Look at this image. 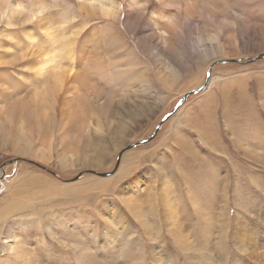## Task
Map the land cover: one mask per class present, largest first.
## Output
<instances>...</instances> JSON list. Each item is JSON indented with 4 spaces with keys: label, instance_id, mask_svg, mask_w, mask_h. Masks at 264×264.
Segmentation results:
<instances>
[{
    "label": "rangeland",
    "instance_id": "1",
    "mask_svg": "<svg viewBox=\"0 0 264 264\" xmlns=\"http://www.w3.org/2000/svg\"><path fill=\"white\" fill-rule=\"evenodd\" d=\"M116 2L106 17L40 0L38 21V1L10 0L0 17V85L13 86H0V104H24L28 140L7 142L10 103L0 264H264L238 238L264 242V0L172 3L182 8L170 36L152 25L157 0ZM54 48L94 87L70 103L43 91L37 121L30 66Z\"/></svg>",
    "mask_w": 264,
    "mask_h": 264
},
{
    "label": "bare ground",
    "instance_id": "2",
    "mask_svg": "<svg viewBox=\"0 0 264 264\" xmlns=\"http://www.w3.org/2000/svg\"><path fill=\"white\" fill-rule=\"evenodd\" d=\"M36 1H38V3L34 7V10L30 13V17L31 18H36V19H38V21H40V20L43 19V16H40V14L42 13L43 7L39 3L40 0H36ZM147 1L148 0H132V5L133 6H137V7L143 9V8H145V3ZM157 1H158V3L159 2L161 3L162 8L158 9V11L153 12V16H151L152 25L155 26L157 28V30H159V33H161V35H168V36H170L169 34L173 30V27L176 25V22L178 20L177 17H179V16H177L175 18L176 12H180L179 10L182 8V7H178V5H176V9H174L175 12H172V11H170V10H172L171 5H173L172 3H177V2L180 3V1H186V0H157ZM9 3H10V0H0V17L6 13V10H7L8 6H9ZM16 5L17 4L15 3L14 4V7H16ZM185 5H186V3H185ZM78 10L80 11L78 13H81L83 15H85V14L86 15H89V14H94L95 13V14H100L102 16H106V17H112V16H115L116 15V13L118 11V8H117V2H116V0H78ZM62 13L63 14H61V15H65L66 14L64 12H62ZM7 15H6V17H7ZM77 15L78 14H76V10H75V16H77ZM173 16H174L175 19H177L176 21L173 19ZM49 24H48V26H46L45 33H48L49 32V36L51 38V34L52 35H55V32L56 31L54 32L53 28L51 26H49ZM176 26L174 28H176ZM47 30H49V31L47 32ZM118 42H119V45L120 46L123 44V42L120 39H118ZM69 45L70 44L67 43V44L63 45L62 47H64V48L61 49V51H64L65 52V56L67 58L68 57H71L70 54H72V50H71V48H70ZM38 49H40V48H38ZM54 49H55L54 52L51 51V49L50 50L42 51L43 54H42V58L40 59L41 61L38 59V63L36 62L37 64L34 65V67H32L33 64H32V66H30V68L33 69L32 70V73L34 75L38 76L41 79L40 80L41 82L38 85L36 84V85H34L32 87V90L34 91V95L32 97V101L34 100L38 105H40L39 108H37L36 110H34V111L32 110L33 111L32 117L35 118V120H37V121H38V119H40L41 117H43L44 115H46L45 114L46 111L44 112V109L42 107V105L44 104L43 101H44V98H45L44 94H46V93H50L49 95L56 94L58 97H61L59 95H62V97H63V95L66 94L65 95L66 96V99L70 103L72 100H74V99L77 98V92H79L82 88H85L88 91V93H90L91 91L89 92V90H91L94 87L92 84H90V82L87 79H84V77L82 75H80L81 73L78 70L75 69V65L72 62L71 63H69L68 61L64 62V61H62L59 58V57H61V56H59V54H60L59 49L58 50H57V48H54ZM129 54H131V52H129ZM61 55L63 56V54H61ZM36 57H38V56H36ZM72 60H73V58H72ZM32 61H34V60H32ZM83 61L84 60L81 59V62H83ZM28 63H26V64H28ZM81 64L84 65L86 63H81ZM28 69H29V67H28ZM31 75L32 74H30V73H28V74H25L24 73L22 78H24V81H31L30 80V76ZM36 79H38V78H36ZM4 81L5 80L3 78V82ZM141 81H146V80H143L142 79ZM16 82H17V80H16ZM44 82H45V85H46L47 89H45V87H43L44 86L43 85ZM18 83H19V81H18ZM1 85H3L4 87H6L7 89H10V91H8L6 93L7 95H10V92H11V90L13 88V86L11 85V82H7V80H6L5 81V84H1ZM16 85H18V84H16ZM43 91H45L46 93L45 92L43 93ZM47 91H49V92H47ZM98 91L99 90L97 89L96 93L99 94L100 92H98ZM88 93H86V94H88ZM86 94H85V96H86ZM78 96H79V93H78ZM104 97H107V93H106V95H104ZM46 98H49V97L46 96ZM61 99H63V98H61ZM15 100H16V97H13L12 100L0 104V129H4L5 127H9V125L11 123H8V124H6V123L9 120V118L11 119V116L10 115H13V113H14V116H15L14 121L16 122V124L14 126L13 132H10V133H7L6 132L8 134V135H6L7 136V142L10 144V142L13 143L14 140H15L17 143L24 142V144L27 145L28 144V140H27V137H26L24 128H23V124L24 123H22L23 121L21 120L22 119L21 118L22 117L21 116V114H22L21 111L24 110V104L23 103H18L19 101H15ZM63 100L66 101L65 99H63ZM55 101H57V100H55ZM14 102H15V104H13V106H14L13 113L11 111H9V110L6 111V109L9 106V104L10 103H14ZM54 102H52V103H54ZM104 103H106V101H103L100 104H104ZM33 104H34V102H33ZM73 105L75 106L74 108L77 109L76 110L77 113H76V111L73 110L74 113L77 114V115H79L80 113L78 114V109L80 107L77 106V104L76 105L73 104ZM35 108L36 107H33L31 109H35ZM83 111L84 110H82V112ZM29 112H30V110H29ZM83 116H85V114ZM37 121H36V123H37ZM15 130H18V132L16 133ZM4 137H5V135H3V134L0 135V138H2L1 139L2 141H4ZM18 145L20 146L21 143H19ZM23 148H25V147H23ZM166 196H167V194H165V197ZM165 209H166V211H168V213L170 215L172 214L171 213V211L173 209L172 208V204H168V206L166 205ZM168 213H166L167 216H168ZM167 218L170 219L169 216ZM27 219H29V218H27ZM50 232H52V228L51 227H50ZM238 238L240 239L239 248L243 249L244 251L250 250L252 253L255 254V256H256V258L258 260H260L261 262H264V242H262V243L261 242H258V241L252 242V241H250V238L249 237L244 242L243 240H244L245 237L242 236L241 232H240V235L238 236ZM122 239L128 241L127 234H124V236H123ZM124 242H126V241H124ZM196 254H197V257H194V260H196V258H198V257L199 258L204 257L203 256L204 254L202 256H201V253H196Z\"/></svg>",
    "mask_w": 264,
    "mask_h": 264
},
{
    "label": "water",
    "instance_id": "3",
    "mask_svg": "<svg viewBox=\"0 0 264 264\" xmlns=\"http://www.w3.org/2000/svg\"><path fill=\"white\" fill-rule=\"evenodd\" d=\"M260 57H262V56H259V58H260ZM209 74H210V71H209V73L207 74L205 86L208 84V81H209ZM203 88H204V85H203L202 87H200V88H197V89H194V90H191V91L187 92V93L183 96L182 100L179 101L178 105L175 107V109L173 110V112L179 108V106L181 105V103L184 102V100L186 99V97H187L189 94L194 93V92H197V91H199V90H202ZM173 112H172V113H173ZM170 115H171V113H169V114L167 115V117L170 116ZM165 119H166V118H165ZM161 123H162V122H160V124L156 127L155 132L157 131V129L159 128V126L161 125ZM139 143H142V142H138V143L132 144L131 146H135V145H137V144H139Z\"/></svg>",
    "mask_w": 264,
    "mask_h": 264
}]
</instances>
